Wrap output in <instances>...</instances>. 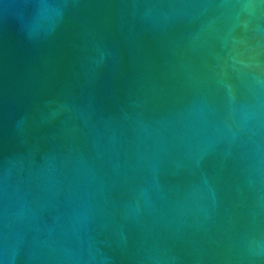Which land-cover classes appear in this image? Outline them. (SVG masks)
Wrapping results in <instances>:
<instances>
[{
	"label": "water",
	"instance_id": "water-1",
	"mask_svg": "<svg viewBox=\"0 0 264 264\" xmlns=\"http://www.w3.org/2000/svg\"><path fill=\"white\" fill-rule=\"evenodd\" d=\"M0 264H264V0H0Z\"/></svg>",
	"mask_w": 264,
	"mask_h": 264
}]
</instances>
